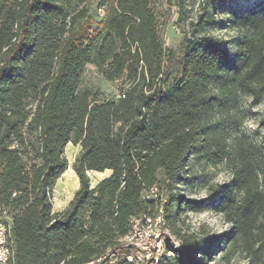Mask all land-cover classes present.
<instances>
[{
	"label": "trees",
	"instance_id": "1",
	"mask_svg": "<svg viewBox=\"0 0 264 264\" xmlns=\"http://www.w3.org/2000/svg\"><path fill=\"white\" fill-rule=\"evenodd\" d=\"M91 2L0 0V207L12 215L15 264H133L121 238L160 208L182 243L160 264L208 253L214 240L181 225L184 212L208 209L233 226L228 250L264 264V141L243 131L244 99L264 102V5L226 11L235 40L209 31L226 24L211 13L191 21L181 76L167 85L152 0H102L95 12ZM89 64L131 83L102 100L83 87ZM69 143L81 146L80 185L54 211ZM190 156L227 163L232 179L186 196L177 185ZM106 170L92 186L89 172Z\"/></svg>",
	"mask_w": 264,
	"mask_h": 264
},
{
	"label": "rangeland",
	"instance_id": "2",
	"mask_svg": "<svg viewBox=\"0 0 264 264\" xmlns=\"http://www.w3.org/2000/svg\"><path fill=\"white\" fill-rule=\"evenodd\" d=\"M102 0H92L90 10H98ZM264 5V0H152V7L157 14V29L162 37L165 50L164 79L167 85L173 84L182 73L184 58V43L190 35V23L200 14L211 13L217 21H223L224 25L210 28V32L226 39L235 40L236 33L227 25L226 11L233 9L247 10L259 9ZM103 14V10H100ZM222 22V23H223ZM128 79H107L100 70L92 64L87 66L83 81V87L98 93L99 98L106 100L118 97L123 87L130 85ZM252 99H244L246 110L243 131L264 141V102L251 105ZM81 150L80 145L69 143L66 147V155L69 159V168L57 180L53 192V204L55 209H61L69 204L75 192L79 188V178L73 168V164ZM189 167L185 171V178L177 188L188 197L196 199L206 198L208 190L205 183L229 182L232 179L230 167L227 163L203 164L197 158L190 156ZM110 170L103 172L90 171L92 186L109 176ZM160 195L167 199L166 189L161 190ZM181 225L184 231L195 232L199 239H213L208 244L207 254H197L194 264H253L246 257V253L237 245L228 250V238L234 236L233 226L225 217L215 211H186L181 216ZM170 241L174 235L169 231ZM177 239V238H176ZM168 246V244H167ZM264 259V258H263Z\"/></svg>",
	"mask_w": 264,
	"mask_h": 264
},
{
	"label": "built area",
	"instance_id": "3",
	"mask_svg": "<svg viewBox=\"0 0 264 264\" xmlns=\"http://www.w3.org/2000/svg\"><path fill=\"white\" fill-rule=\"evenodd\" d=\"M157 188L152 190L155 193ZM169 229L163 208L154 215L142 214L131 220L129 233L121 238L122 244L134 247L136 255H129L133 264H160L168 246L182 248L181 241L174 237L170 241ZM177 238V239H176ZM0 264H15L12 215L7 208L0 207Z\"/></svg>",
	"mask_w": 264,
	"mask_h": 264
},
{
	"label": "crops",
	"instance_id": "4",
	"mask_svg": "<svg viewBox=\"0 0 264 264\" xmlns=\"http://www.w3.org/2000/svg\"><path fill=\"white\" fill-rule=\"evenodd\" d=\"M68 145H69V144H68ZM68 145H67V146H68ZM67 206H68V205H66L65 207H63V208H61V209H55V208H54V211H62V210H64Z\"/></svg>",
	"mask_w": 264,
	"mask_h": 264
}]
</instances>
